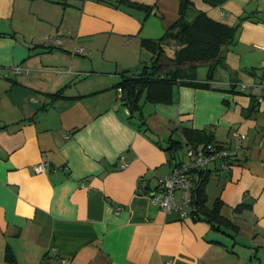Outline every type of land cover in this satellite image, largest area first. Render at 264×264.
Wrapping results in <instances>:
<instances>
[{
    "label": "crops",
    "instance_id": "0c3cea01",
    "mask_svg": "<svg viewBox=\"0 0 264 264\" xmlns=\"http://www.w3.org/2000/svg\"><path fill=\"white\" fill-rule=\"evenodd\" d=\"M128 1L152 11L0 0V264H264V102L238 88L264 80V0H192L237 27L222 63L197 72L209 88L175 84L164 101L144 91L134 111L118 85L150 65L142 40L163 36L180 0ZM185 129L240 146L205 186L220 227L150 200L186 159Z\"/></svg>",
    "mask_w": 264,
    "mask_h": 264
},
{
    "label": "trees",
    "instance_id": "16d2710c",
    "mask_svg": "<svg viewBox=\"0 0 264 264\" xmlns=\"http://www.w3.org/2000/svg\"><path fill=\"white\" fill-rule=\"evenodd\" d=\"M97 1L115 7L122 5L143 9L146 13L152 11L151 6L128 0ZM205 1L211 5L220 3L215 0ZM190 5H192V0H180V17L166 30L163 36L158 39L142 40V45L153 54L150 65L143 66L138 74H124L118 85V88H121L123 92L128 91L126 103L131 111L139 109L138 103L144 91H146L148 100L164 101L170 99V93L175 84L209 88L208 81L198 79L197 69L199 66H205L210 73L212 68L222 63L224 49L227 43L234 39L237 27L215 21L201 11L196 12L195 17L189 21L187 13ZM168 50H172L173 53L170 54ZM60 93L58 92L57 95ZM254 101L256 102L255 99ZM183 133L188 147H198L200 144L207 145L209 143H215L217 148L225 147L215 141L211 132L185 129ZM171 143H176L178 149L182 147V143L179 141L174 140ZM179 164L177 163L175 167ZM212 171L211 169L200 170L195 173L196 179L192 190V205L195 206V210L191 212V218L203 219L213 228H217L224 222L216 211L218 205L221 204L220 201L216 202V206L212 210L209 211L206 208L205 186Z\"/></svg>",
    "mask_w": 264,
    "mask_h": 264
},
{
    "label": "built area",
    "instance_id": "2783aa9c",
    "mask_svg": "<svg viewBox=\"0 0 264 264\" xmlns=\"http://www.w3.org/2000/svg\"><path fill=\"white\" fill-rule=\"evenodd\" d=\"M78 52L84 53V49H79ZM261 67L264 69V61L261 63ZM14 69L18 71L19 67ZM238 88L254 98L257 103L264 102V80L251 83L240 82ZM118 93L120 97H123L121 88L118 89ZM234 137L240 140L243 135L235 132ZM239 147L237 145L236 149L217 148L215 143H209L202 147H188L187 159L175 167L170 174L159 180L157 189L150 197L151 202L158 205L163 211L176 213L181 220L191 218V212L195 210V206L192 205L195 173L200 170H209L212 163L216 165L217 169L229 172L236 161L235 152ZM126 165L127 163H124V166ZM35 168L37 172L44 173L47 164L40 163ZM177 191H181L180 199L176 198ZM62 263L69 264V261L64 259ZM166 264H170V262Z\"/></svg>",
    "mask_w": 264,
    "mask_h": 264
},
{
    "label": "rangeland",
    "instance_id": "374dc122",
    "mask_svg": "<svg viewBox=\"0 0 264 264\" xmlns=\"http://www.w3.org/2000/svg\"><path fill=\"white\" fill-rule=\"evenodd\" d=\"M196 11H195V7L192 5H190L188 7V13H187V20L191 21L193 19V17H195ZM171 53H173L172 50H169ZM198 72V77L199 79L203 78V77H207V75L209 74V69L205 66H199L197 69ZM186 147L184 149L181 150L182 155L185 158V153H186ZM187 159V157H186ZM185 159V160H186Z\"/></svg>",
    "mask_w": 264,
    "mask_h": 264
},
{
    "label": "water",
    "instance_id": "95a60500",
    "mask_svg": "<svg viewBox=\"0 0 264 264\" xmlns=\"http://www.w3.org/2000/svg\"><path fill=\"white\" fill-rule=\"evenodd\" d=\"M211 72H213V69L211 70ZM128 98V91H125V99Z\"/></svg>",
    "mask_w": 264,
    "mask_h": 264
}]
</instances>
